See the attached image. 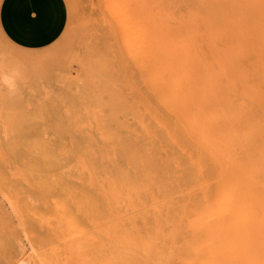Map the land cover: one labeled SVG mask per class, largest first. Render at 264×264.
<instances>
[{
  "label": "rangeland",
  "instance_id": "1",
  "mask_svg": "<svg viewBox=\"0 0 264 264\" xmlns=\"http://www.w3.org/2000/svg\"><path fill=\"white\" fill-rule=\"evenodd\" d=\"M64 1L51 44L22 49L0 35V264H90L91 157L123 163L139 132L128 55L141 7L171 17L190 84L214 93L210 109L237 130L235 155L264 188V72L246 70L255 49L264 65V0Z\"/></svg>",
  "mask_w": 264,
  "mask_h": 264
},
{
  "label": "bare ground",
  "instance_id": "2",
  "mask_svg": "<svg viewBox=\"0 0 264 264\" xmlns=\"http://www.w3.org/2000/svg\"><path fill=\"white\" fill-rule=\"evenodd\" d=\"M130 46L139 132L123 163L90 156L89 263L264 264V188L235 155L237 130L221 128L224 115L210 109L214 93L190 84L189 55H179L186 46L171 39L168 13L141 7ZM253 53L246 70L260 74Z\"/></svg>",
  "mask_w": 264,
  "mask_h": 264
},
{
  "label": "crops",
  "instance_id": "3",
  "mask_svg": "<svg viewBox=\"0 0 264 264\" xmlns=\"http://www.w3.org/2000/svg\"><path fill=\"white\" fill-rule=\"evenodd\" d=\"M66 17L64 0H0V35L16 47L39 49L59 37Z\"/></svg>",
  "mask_w": 264,
  "mask_h": 264
}]
</instances>
